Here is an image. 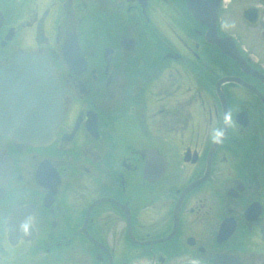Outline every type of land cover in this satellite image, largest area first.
Instances as JSON below:
<instances>
[{
    "label": "flooded vegetation",
    "instance_id": "1",
    "mask_svg": "<svg viewBox=\"0 0 264 264\" xmlns=\"http://www.w3.org/2000/svg\"><path fill=\"white\" fill-rule=\"evenodd\" d=\"M0 14V70L48 56L64 108L48 145L0 132V264H264V0H0Z\"/></svg>",
    "mask_w": 264,
    "mask_h": 264
},
{
    "label": "water",
    "instance_id": "2",
    "mask_svg": "<svg viewBox=\"0 0 264 264\" xmlns=\"http://www.w3.org/2000/svg\"><path fill=\"white\" fill-rule=\"evenodd\" d=\"M1 22L0 14V25ZM9 34L5 36L6 39L10 38ZM62 51L64 58L69 62V71L79 74L85 64L76 44H66ZM75 58L82 62L73 64ZM62 95V84L53 72L52 63L46 55L18 52L0 70V100H11L8 103L16 104L14 112L19 114V119L13 118L15 122L12 125L4 123L7 121L2 118L3 115L14 113L3 108L5 102H1L0 132L11 135L16 142L24 145L50 144L64 111ZM33 235L31 232V235H26L25 238L31 239ZM262 237L264 239V225Z\"/></svg>",
    "mask_w": 264,
    "mask_h": 264
},
{
    "label": "clouds",
    "instance_id": "3",
    "mask_svg": "<svg viewBox=\"0 0 264 264\" xmlns=\"http://www.w3.org/2000/svg\"><path fill=\"white\" fill-rule=\"evenodd\" d=\"M231 122H232L231 112L225 113L222 117V125L224 126L230 125ZM224 126L217 125V126H212L210 128L209 138L211 142L216 144L223 143V140L225 138Z\"/></svg>",
    "mask_w": 264,
    "mask_h": 264
}]
</instances>
